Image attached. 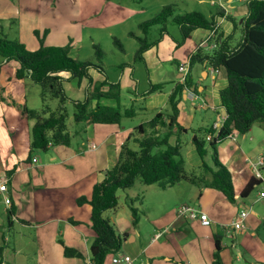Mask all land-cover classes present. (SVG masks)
<instances>
[{
  "label": "crops",
  "instance_id": "crops-1",
  "mask_svg": "<svg viewBox=\"0 0 264 264\" xmlns=\"http://www.w3.org/2000/svg\"><path fill=\"white\" fill-rule=\"evenodd\" d=\"M203 1L197 0L199 3ZM225 1L230 7L229 9L225 8L226 12H224L232 17L230 8H236L238 6L236 3L242 0ZM6 3L3 1L0 5V16L14 14L15 7L4 6ZM213 6L215 5L213 4ZM219 9L217 7L215 13L220 11ZM26 19L27 16L24 12L20 22L25 25ZM38 25L40 28H49L46 37L48 43L61 45L62 42H54L53 33L66 32L69 20L60 12H47L43 20L39 19ZM218 29L222 30L223 35H227L232 30V23L225 18H220ZM71 35L78 39L80 28L74 26ZM174 41L175 39L170 36L169 32L168 34L164 33L157 44L150 46L142 53V60L139 61L147 67V88L150 83L162 84L161 90L150 94L143 95L147 88L142 91L138 90L141 82L132 76V66L124 68L116 80L109 79L105 72L103 73L97 68H90L89 73L93 82H102L106 79L119 82L118 100L101 98L100 103L119 105L121 109L126 108L127 106L121 103V90L129 86L136 91V96L132 95L131 104L134 105L135 102L138 105L130 117H135L138 111L146 113L148 110H152L156 114L165 109L169 93L176 84L182 83L186 77L187 71L180 70V67L184 65L188 69V59L194 51L198 48L205 52L211 51L214 49L212 45L215 43L213 31L203 28L192 30L179 46ZM35 49L37 48L32 50ZM197 64L199 76L193 74L192 67V86L184 90L182 100L178 103L177 120L187 131L196 126L201 129L213 128L214 123L221 122L226 117L225 109L219 99V90L226 85L224 68L214 69L203 63L197 62ZM163 66H168L165 68L166 74L156 73ZM99 73L103 75L102 79L98 77ZM60 75L67 78L69 73L60 72ZM69 81H73L77 88V93L73 92L74 95L84 98L88 79L83 78L79 84H75L76 80ZM166 85H169V88H166ZM101 89L106 91L108 85L104 84ZM95 101L93 100L92 103L94 104ZM151 118H146L138 124ZM7 120L10 122L8 116ZM8 126L4 122L0 105V175L4 174L8 177L9 207L15 206L11 217L12 225L7 229H12L15 226V221L20 224L18 226L20 231L32 229L34 241L37 243L35 247L37 264H92L89 253V245L94 238V232L90 227L91 207L88 203L78 205L76 199L80 196L89 197L91 195L93 185L103 179V171L110 169L116 163L121 146L124 143L128 145V141L131 138L134 140L137 136L135 135L137 125L123 120L118 124H87L84 133L86 138L82 139L78 146L73 147L71 144L69 146L50 145L44 150L43 156L38 158L36 152L34 153L35 161L29 168L15 167L16 157L11 148L12 140L9 133L11 123ZM261 126L254 127L252 125L246 133H235L234 139L225 138L217 144L218 158L232 171L236 190H239L252 176L250 163L256 162L259 157H262L264 162V134L262 133L264 131ZM173 140L174 137L171 141ZM92 145L95 147H91ZM196 154L200 161L197 152ZM38 160L42 161V165L38 164ZM190 184H192L190 187L185 188L187 190L185 196L179 197L178 201L172 199L170 203H167L163 213L148 217L143 229L140 227L141 219H138L137 225L133 226L130 213L125 215L119 209H115L111 222L119 234H126L120 252L130 255L135 260L144 256L140 264L166 262L212 264V254L215 249L214 237L217 236L220 239L222 264H240L241 260H244V264H264V198L258 199L261 184L258 183L254 186L253 195H250V192L247 196L237 198L234 202L228 201L220 191L214 188ZM19 186L22 187L21 191L23 192L19 191ZM173 186L167 187V189ZM162 190L164 191L166 188ZM155 196L157 202L163 205L164 199L169 197V194L160 193ZM0 198L2 200L1 193ZM186 199H193L194 204L208 214L211 219L208 226L177 215L178 205L186 203ZM9 207L5 205L4 212ZM242 209L249 212L242 222V227L228 234L224 226L231 223ZM69 219L77 221V224L71 223ZM147 226L150 229L145 233L144 227ZM181 227H184L185 230L181 231ZM158 233H160L159 237L166 235L169 239L171 238L164 243L171 247L170 250L165 249L161 244L159 245L160 250H149L151 242L156 239ZM59 235L66 245L76 248L83 256H64L62 246L57 241ZM174 236L188 237V239L176 241ZM0 237V242H3V245L0 246L4 247L7 244L3 248L5 252L6 248H9L10 237L7 238V234L3 233L0 234ZM149 237L150 242H148ZM12 248L16 252H20L21 249L19 247L17 249L16 245H13ZM7 254L9 257L13 255L14 262L12 264H18L17 258H23L20 256L21 253ZM5 261V264H11L9 261ZM2 263L4 264V262ZM107 264L116 263L108 259Z\"/></svg>",
  "mask_w": 264,
  "mask_h": 264
},
{
  "label": "trees",
  "instance_id": "trees-1",
  "mask_svg": "<svg viewBox=\"0 0 264 264\" xmlns=\"http://www.w3.org/2000/svg\"><path fill=\"white\" fill-rule=\"evenodd\" d=\"M175 6V5H174ZM173 4L164 5L153 17L138 24L144 36L132 35L138 41L135 59L142 60V53L154 45L145 35L152 25L162 24L169 18L179 29L180 38L176 40L179 46L196 28L213 31L215 48L203 51L198 48L189 57V67L182 83L176 84L168 95L166 107L158 111L151 119L136 126L137 136L134 138L138 149H132L127 144L120 148L116 163L103 171L104 177L96 182L89 197L80 196L76 199L78 205L88 203L90 209V227L94 238L89 245L92 264H107L112 255L118 253L126 234H119L110 220L104 217V212L118 205V189L131 187L137 179L142 183L158 184L162 189L173 186L180 181H188L198 187H210L220 191L228 201L247 196L258 184L250 176L245 184L236 190L232 171L218 158L217 144L231 133H246L255 122L264 129V0H247V12L239 27V38L233 42L237 28L233 17L223 10L217 11L209 18L200 11H188L174 14ZM225 18L232 23L229 34L223 35L218 29V21ZM167 32L164 26L160 29V37ZM101 50L96 46V55L100 57ZM0 105L4 122L11 123L9 133L12 140V151L16 157V168H29L34 163V153L44 151L50 145L71 144V135L67 129L68 111L66 104L72 103V118L77 128L75 133L84 132L87 124L120 123L124 117L134 114L133 106L121 109L119 105H105L101 98L119 97V82H93L89 73L91 67L104 72L98 64L75 59L69 55L67 46L44 45L43 39L35 50H28L17 40L0 35ZM203 63L214 69L224 68L226 85L219 90V99L226 112V118L216 133L212 127L200 129V134L193 133L191 142L196 149L204 171H209V179L204 174L197 177L184 172L180 158V136L187 132L177 120L178 103L183 92L192 86L191 69L195 63ZM60 72H68L67 78ZM86 78L88 85L82 100L71 99L65 92L64 80H76V84ZM41 87L43 107L29 108L26 100L25 80ZM104 84L108 89L103 91ZM161 83H150L143 95L161 90ZM47 96L56 98L59 102L56 110H51L45 104ZM96 100L93 104L92 101ZM10 118V122L7 120ZM35 120L29 124L30 120ZM9 127V126H8ZM211 135V138L206 137ZM172 137L174 140L171 141ZM206 144L212 152V166L204 161ZM158 148L157 152H152ZM206 175V174H205ZM8 183V181H7ZM15 206L5 212L7 227L12 225L11 217ZM131 224L138 223V212L131 207ZM71 223L77 221L69 219ZM60 236V235H59ZM57 237L66 257H82V253L74 247L65 244ZM215 249L212 264H222L220 257V239L214 237ZM0 246V254H2ZM0 264H3L0 260ZM156 264H185L184 262H166Z\"/></svg>",
  "mask_w": 264,
  "mask_h": 264
},
{
  "label": "rangeland",
  "instance_id": "rangeland-1",
  "mask_svg": "<svg viewBox=\"0 0 264 264\" xmlns=\"http://www.w3.org/2000/svg\"><path fill=\"white\" fill-rule=\"evenodd\" d=\"M3 1L7 2L4 6L8 5L11 8L15 7V11L13 15L0 16L1 36L24 43L28 50L38 48L42 39L44 45H59L48 43L46 37L49 33V28H40L38 21L39 19L43 20L47 12H60L69 20V27L64 33L54 32V42H62L61 46H67L69 55L75 59L89 61L100 65L104 69L106 76H108L111 80L119 78L122 71L124 68H127V66H132V76L139 79L141 82L138 88L139 91L147 88V67L143 62L135 59L138 41L133 35L144 36L138 26L140 22L153 17L164 5L170 4H173V6L175 5L174 14H182L188 11H200L208 18L215 13V9L217 7L220 8L219 10H223L225 12V8L229 9L230 7L225 0H222L223 8L220 7L217 0H204L202 3L197 2V0H0V5ZM246 1L247 0H242L237 3L235 2L238 6L236 8H230L232 17H234L237 25L234 32L233 42H236L239 38V27L247 12ZM213 4L215 6H213ZM24 12L27 16L25 25L20 22ZM74 26L80 28V37L78 39H75L73 35H71V30ZM162 26H164L165 30H167L165 33L168 34L169 32L171 37L179 40L180 32L178 26L171 18H169L164 25H152L148 29L145 37L149 42H155V44L159 42L162 37H160V29ZM176 40L174 41L175 44ZM96 46L102 52L100 57H97L96 55ZM2 60L3 57L0 55V62ZM197 66L198 64L195 63L192 69L195 76H199L197 73ZM167 67L168 66H163L159 68L156 73L165 75V68ZM98 77L102 79L103 75L99 73ZM63 86L66 94L71 99H83L81 96L78 97L74 95V93H77V88L73 81L64 80ZM165 87L169 88V85H166ZM132 95L134 97L136 96V91L132 87L128 86L123 88L121 90V103L127 107L133 106L134 109H136L138 105L135 102L134 105L131 104ZM26 100L29 108L41 109L43 107L41 87L32 82L30 79H26ZM45 104L48 105L51 110H56L59 102L56 98L47 96ZM66 108L69 114L66 120V125L71 135V145L76 147L80 144L82 139L86 138V135L84 132L75 133L77 124H75L72 118V103L68 102L66 104ZM154 114L155 111L152 110H148L146 113L138 111L135 117H124L122 120L129 123L133 122L135 125H138L139 122L146 120V118H151ZM199 115L202 114L199 113ZM34 122V119L30 120L31 124ZM253 125L254 127H257L261 124L259 122H255ZM200 129L201 128H197L196 126L194 129H189L186 133H183L180 136L179 152L180 158L182 159L181 166L185 173L193 174L197 177L204 174L206 180H208L209 171H204V168L199 164L201 160L199 161L191 142L192 134H200ZM262 130L264 131L263 128ZM262 133L264 134V132ZM135 135H138L137 132ZM128 146L132 149H138L137 143L135 140H132V138L128 141ZM158 150V148H154L152 152H157ZM44 153L45 151L38 150L36 151V156L39 158L40 156H43ZM211 155V149L206 144V155L204 157V161L209 166L213 165ZM38 164L42 165V161L38 160ZM39 169L41 171V168ZM191 185L192 184L188 181H180L172 188H166V190L163 191L158 184L146 185L137 179L131 187L117 190L116 194L118 196V205L116 208L109 209L104 212V217L108 218L111 222L113 219L112 213L115 209H119L122 214L127 215L131 213V207H134L138 212L137 217L141 219L140 227L143 229V225L147 222L148 217L163 213L166 209L167 203H170L172 199L173 201H178L179 197L185 196L187 191L185 188L190 187ZM19 187V191L23 192L21 191L22 187ZM254 190L255 188L251 191L250 195L254 194ZM160 193L165 195L169 194V197L164 199L165 203L163 205L157 202L155 196V194ZM194 203L193 199H186V203L182 204L196 205ZM4 206L5 205L0 198V234H7V238L10 237L9 248L7 247L5 252L2 249L1 253L4 254H0V260L4 262V264L6 262L5 260L12 264V262H14L13 255L9 257V254L7 253H21L20 256H23V258H17L18 264H37V253L35 249L37 243L34 241L32 229H24L20 231L18 228L20 224H18L17 221H15V226H13L12 229H7L9 227H7L6 214L3 210ZM149 229V226L144 227L145 233ZM180 229L181 231L185 230L184 227H181ZM174 237L176 241L188 239V237ZM167 240H171V238L169 239L166 235L160 236L159 239H154L150 244L149 250H160V244L163 245L165 249L170 250L171 247L164 244ZM228 241L230 243V240ZM148 242H150V237ZM0 245H3V242H0ZM6 245H4V247ZM13 245H16L17 249L18 247L21 248L20 252L13 251ZM118 253L121 252L119 251ZM142 259H144V256H141L139 260L136 259L135 262L139 264ZM240 264H244V260H241Z\"/></svg>",
  "mask_w": 264,
  "mask_h": 264
},
{
  "label": "built area",
  "instance_id": "built-area-1",
  "mask_svg": "<svg viewBox=\"0 0 264 264\" xmlns=\"http://www.w3.org/2000/svg\"><path fill=\"white\" fill-rule=\"evenodd\" d=\"M213 2V1H211ZM220 7H223L222 0H217ZM215 44L212 45L214 47ZM180 70L186 72L187 67L182 66L180 67ZM222 122V121H221ZM221 122H216L213 125L214 131L217 133L219 128L221 127ZM227 137L229 138H235V134H229ZM207 138H211V135H208ZM91 147H95L92 145ZM35 161V158H34ZM252 173L255 179L259 181L261 184V189L258 191V199L264 198V165H263V158L259 157L256 162L250 163ZM7 181L8 177L4 174L0 175V193L2 195V201L6 206H9L10 199L7 195ZM177 215L181 217H185L191 220L198 221L203 226H208L211 223V219L209 218L208 214L204 212L200 207L196 205H188V204H180L176 209ZM249 212L245 209H242L239 211L237 216L231 221V223L227 224L225 227L226 232L229 234L233 230H238L242 227V222L245 220ZM160 233L156 235L158 237ZM111 261L113 263L118 264H138L135 262V259L132 258L130 255L126 253H116L111 256Z\"/></svg>",
  "mask_w": 264,
  "mask_h": 264
},
{
  "label": "clouds",
  "instance_id": "clouds-1",
  "mask_svg": "<svg viewBox=\"0 0 264 264\" xmlns=\"http://www.w3.org/2000/svg\"><path fill=\"white\" fill-rule=\"evenodd\" d=\"M221 8H223V7H221ZM215 44V43H214ZM216 46V45H215ZM215 46L213 47V48H215ZM187 71H188V69H187ZM226 118V117H225ZM224 121V120H223ZM222 121V122H223ZM222 122H221V125H222ZM220 129V128H219ZM231 134H235V132L234 133H231ZM227 138H229V137H227ZM263 165H264V162H263ZM252 176H253V173H252ZM254 177V176H253ZM257 180V179H256ZM258 183H259V181H258ZM260 184V183H259ZM10 205V204H9ZM7 207H9V206H7ZM159 237V236H158ZM157 238V237H156ZM140 264V263H139Z\"/></svg>",
  "mask_w": 264,
  "mask_h": 264
}]
</instances>
